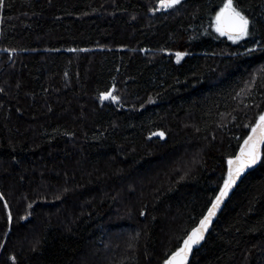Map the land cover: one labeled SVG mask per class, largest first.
I'll list each match as a JSON object with an SVG mask.
<instances>
[{"label": "trees", "instance_id": "1", "mask_svg": "<svg viewBox=\"0 0 264 264\" xmlns=\"http://www.w3.org/2000/svg\"><path fill=\"white\" fill-rule=\"evenodd\" d=\"M222 3L0 0V264H163L206 215L264 111V0L236 44ZM189 264H264V157Z\"/></svg>", "mask_w": 264, "mask_h": 264}, {"label": "snow or ice", "instance_id": "2", "mask_svg": "<svg viewBox=\"0 0 264 264\" xmlns=\"http://www.w3.org/2000/svg\"><path fill=\"white\" fill-rule=\"evenodd\" d=\"M181 3V0H159V6L157 10H167L174 8ZM211 26L213 30L220 36L226 37L232 43H239L241 40L247 38L250 35L251 21L245 11L240 7L239 3H234V0H223L222 6L219 11L215 13L212 18ZM7 51V50H5ZM69 51H76V49H69ZM84 51V49H80ZM253 49H249V52ZM177 62L186 55V53H176ZM264 71V69H261ZM250 81L249 83H254ZM101 100L111 99L114 102H118V98L111 93L101 94ZM249 132L240 145L239 152L228 158L227 171L223 177L222 187L219 188L218 194L211 201V206L207 208L206 215L199 220L198 224L186 231L185 237L182 239V243L177 248L170 252L163 260V264H188V259L195 246L201 244L205 239L209 226L212 223L213 218L216 216L221 204L228 196L229 191L236 185L240 177L249 169L256 166L261 162L264 157V111H261L258 118L250 125ZM153 135L164 138L163 132L153 133ZM3 196L0 195V200H3ZM32 207L31 204L28 205ZM4 208L8 209L7 202L4 203ZM30 215V213L28 214ZM28 215L22 219H27ZM141 215H144L142 212ZM7 222L9 225V231L13 222V216L11 211L7 212ZM4 245L0 244V248ZM9 259L12 264H15L16 257L11 256Z\"/></svg>", "mask_w": 264, "mask_h": 264}, {"label": "water", "instance_id": "3", "mask_svg": "<svg viewBox=\"0 0 264 264\" xmlns=\"http://www.w3.org/2000/svg\"><path fill=\"white\" fill-rule=\"evenodd\" d=\"M156 138H160V137H159V136H156ZM160 139H162V138H160ZM163 139H164V138H163ZM254 167H255V166H254ZM254 167H253V168H254ZM253 168L247 170V171H246V172L240 177V179L237 181L236 185H235V186L229 191L228 196L225 198V200H224L223 203L221 204L219 210L217 211L216 216L213 218L212 223H211V225L209 226V229H208L207 233L205 234V237L208 235V233H209V231H210V228H211V227L213 226V224L215 223L217 217L219 216V214H220V213L222 212V210L224 209L225 205L227 204V202H228L229 199L231 198V196H232L233 192L235 191V189L237 188V186H238V185L242 182V180H243V179H244V178H245V177L251 172V170H252ZM202 242H203V241H202ZM202 242H201V243H202ZM200 245H201V244H200ZM200 245L195 246V247L193 248V251H192V253L190 254L189 259H188V264H189V262H190V260H191V258H192V256H193L194 252H195L196 250L199 249Z\"/></svg>", "mask_w": 264, "mask_h": 264}]
</instances>
